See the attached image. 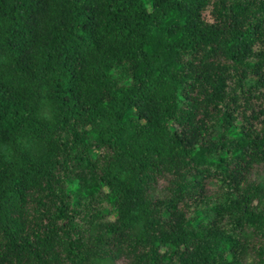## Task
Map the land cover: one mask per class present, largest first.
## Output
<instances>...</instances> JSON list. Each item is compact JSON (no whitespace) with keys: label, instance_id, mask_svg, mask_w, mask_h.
Returning <instances> with one entry per match:
<instances>
[{"label":"trees","instance_id":"trees-1","mask_svg":"<svg viewBox=\"0 0 264 264\" xmlns=\"http://www.w3.org/2000/svg\"><path fill=\"white\" fill-rule=\"evenodd\" d=\"M264 264V0H0V264Z\"/></svg>","mask_w":264,"mask_h":264},{"label":"rangeland","instance_id":"rangeland-1","mask_svg":"<svg viewBox=\"0 0 264 264\" xmlns=\"http://www.w3.org/2000/svg\"><path fill=\"white\" fill-rule=\"evenodd\" d=\"M108 264H123L122 260L119 261H109Z\"/></svg>","mask_w":264,"mask_h":264}]
</instances>
